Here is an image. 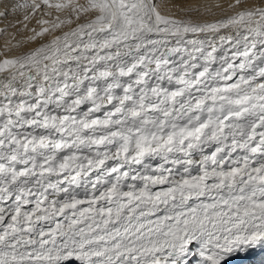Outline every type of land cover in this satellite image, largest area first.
<instances>
[{
    "label": "snow or ice",
    "instance_id": "snow-or-ice-1",
    "mask_svg": "<svg viewBox=\"0 0 264 264\" xmlns=\"http://www.w3.org/2000/svg\"><path fill=\"white\" fill-rule=\"evenodd\" d=\"M0 9V264H264V0Z\"/></svg>",
    "mask_w": 264,
    "mask_h": 264
},
{
    "label": "bare ground",
    "instance_id": "bare-ground-1",
    "mask_svg": "<svg viewBox=\"0 0 264 264\" xmlns=\"http://www.w3.org/2000/svg\"><path fill=\"white\" fill-rule=\"evenodd\" d=\"M219 2L220 3H223V4H227L228 2H229V0H219ZM0 10H2V9H0ZM18 19H20V18H18ZM9 20L10 21H13V22H15V18L14 17H9ZM6 23H8L7 21H4L3 19H0V28H3V27H5V24ZM35 25V22L33 21L30 25H29V27H32V26H34ZM17 27H20V25H17ZM12 32H17V29L16 28H11V27H9V33H12ZM26 33L25 34H23V37H20L18 34H17V40H21V39H24L27 35H29V33L27 32V31H25ZM20 34H22V33H20ZM7 39H10V36H8V37H5V36H3L2 34H0V50H3V46H4V43H5V41L7 40ZM14 43H15V41H14ZM34 46H36V45H26L25 46V50H27V48L28 47H34ZM259 254H257V255H255L256 257L258 256ZM254 256V257H255ZM252 257V256H251ZM251 257H247V258H245V259H248V260H250V258Z\"/></svg>",
    "mask_w": 264,
    "mask_h": 264
},
{
    "label": "rangeland",
    "instance_id": "rangeland-1",
    "mask_svg": "<svg viewBox=\"0 0 264 264\" xmlns=\"http://www.w3.org/2000/svg\"><path fill=\"white\" fill-rule=\"evenodd\" d=\"M16 20L18 19V18H20V19H22V17H20V16H17V17H14ZM26 32H23L22 34H20V33H18V35L20 36V37H23V34H25ZM251 257V256H250ZM254 258V256H252L251 258H250V260H252ZM257 258V260L258 259H260V255H258L257 257L255 256V259Z\"/></svg>",
    "mask_w": 264,
    "mask_h": 264
}]
</instances>
